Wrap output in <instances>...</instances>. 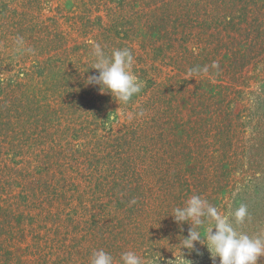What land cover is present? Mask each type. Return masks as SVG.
<instances>
[{"label":"rangeland","instance_id":"obj_1","mask_svg":"<svg viewBox=\"0 0 264 264\" xmlns=\"http://www.w3.org/2000/svg\"><path fill=\"white\" fill-rule=\"evenodd\" d=\"M0 264H264V0H0Z\"/></svg>","mask_w":264,"mask_h":264}]
</instances>
